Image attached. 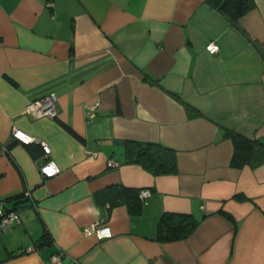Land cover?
<instances>
[{
  "label": "crops",
  "instance_id": "obj_1",
  "mask_svg": "<svg viewBox=\"0 0 264 264\" xmlns=\"http://www.w3.org/2000/svg\"><path fill=\"white\" fill-rule=\"evenodd\" d=\"M254 2L244 34L208 0H0V210L20 218L0 231V264H264V165L232 167L224 137L264 141V58L251 42L264 45V0ZM50 94L56 118L24 114ZM13 128L45 142L59 173L42 180L41 148ZM125 141L171 149L176 172L126 163ZM163 213L198 226L157 241ZM94 222L112 237L84 235Z\"/></svg>",
  "mask_w": 264,
  "mask_h": 264
},
{
  "label": "trees",
  "instance_id": "obj_2",
  "mask_svg": "<svg viewBox=\"0 0 264 264\" xmlns=\"http://www.w3.org/2000/svg\"><path fill=\"white\" fill-rule=\"evenodd\" d=\"M215 9L220 12L225 19L235 28L240 29L238 21L244 15L255 8L254 0H208ZM244 33L243 30H241ZM245 34V33H244ZM264 58V45L257 41H251ZM190 116H197L198 112L186 106ZM224 137L231 140L233 145V155L231 166L242 168L249 166L257 168L264 165V141L259 139H247L230 130H224ZM125 162L137 164L150 174L169 175L176 172L174 152L160 144L144 143L137 141L124 142ZM126 199H136L138 201V191L123 189ZM140 204V203H139ZM17 210V209H13ZM226 219L230 216L223 213ZM198 221L192 215L176 213H163L158 221L156 239L160 242H173L187 239L197 228Z\"/></svg>",
  "mask_w": 264,
  "mask_h": 264
},
{
  "label": "built area",
  "instance_id": "obj_3",
  "mask_svg": "<svg viewBox=\"0 0 264 264\" xmlns=\"http://www.w3.org/2000/svg\"><path fill=\"white\" fill-rule=\"evenodd\" d=\"M205 50L214 55L218 53L219 46L215 42H210L205 46ZM100 107L99 102H95L92 105H88L85 108V115L87 120H91L95 117L98 108ZM24 114L30 116L33 119L39 118H56L57 117V97L54 94H50L40 99L31 101L25 108ZM11 138L22 144V145H31L36 144L41 148L43 163H40V159H36L35 163L38 168V172L42 180H46L54 177L59 173L58 167L49 159L50 147L43 141L30 136L29 134L13 128L11 132ZM110 165H115L113 161L110 162ZM150 196V191L147 189L141 190L138 193V198L145 202ZM23 197L30 201L32 207H35L30 193L28 191L24 192ZM20 223L19 213L17 210L11 211H2L0 210V231L4 232L9 228L18 225ZM84 235H95L98 239H107L112 237V231L110 227L106 224L100 222L91 223L83 228ZM64 256V252L59 251L57 254L53 255L51 260L53 262H58Z\"/></svg>",
  "mask_w": 264,
  "mask_h": 264
}]
</instances>
